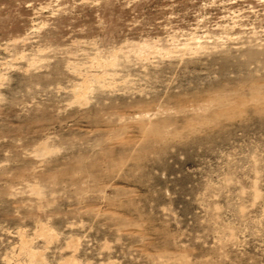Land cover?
<instances>
[{"label":"rangeland","instance_id":"rangeland-1","mask_svg":"<svg viewBox=\"0 0 264 264\" xmlns=\"http://www.w3.org/2000/svg\"><path fill=\"white\" fill-rule=\"evenodd\" d=\"M264 0H0V264H264Z\"/></svg>","mask_w":264,"mask_h":264},{"label":"bare ground","instance_id":"bare-ground-1","mask_svg":"<svg viewBox=\"0 0 264 264\" xmlns=\"http://www.w3.org/2000/svg\"><path fill=\"white\" fill-rule=\"evenodd\" d=\"M257 100L263 102L264 101V94H261L259 97H257Z\"/></svg>","mask_w":264,"mask_h":264}]
</instances>
